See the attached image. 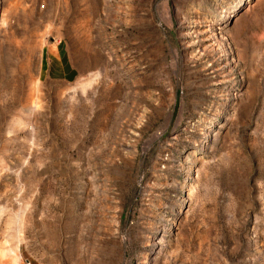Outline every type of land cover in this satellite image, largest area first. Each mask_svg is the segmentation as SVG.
<instances>
[{"label":"rangeland","instance_id":"374dc122","mask_svg":"<svg viewBox=\"0 0 264 264\" xmlns=\"http://www.w3.org/2000/svg\"><path fill=\"white\" fill-rule=\"evenodd\" d=\"M0 209V264H264V0H0Z\"/></svg>","mask_w":264,"mask_h":264},{"label":"bare ground","instance_id":"6f19581e","mask_svg":"<svg viewBox=\"0 0 264 264\" xmlns=\"http://www.w3.org/2000/svg\"><path fill=\"white\" fill-rule=\"evenodd\" d=\"M241 7V6H240ZM235 11V10H234ZM228 20V19H227ZM88 83V81L86 82V83H84L85 85ZM83 84V85H84ZM27 111H28V113L30 114V115H32V114H34V112H35V107H33V106H29L28 108H27ZM8 136V135H7ZM11 207V206H10ZM2 214H6V215H8V217H7V219H6V222H5V225H9L10 223H11V216H13V209H0V218H1V216H2ZM16 218V217H15ZM14 253V252H13Z\"/></svg>","mask_w":264,"mask_h":264},{"label":"crops","instance_id":"0c3cea01","mask_svg":"<svg viewBox=\"0 0 264 264\" xmlns=\"http://www.w3.org/2000/svg\"><path fill=\"white\" fill-rule=\"evenodd\" d=\"M56 54H54L52 57L54 58V57H57V56H55ZM58 59H59V57H58Z\"/></svg>","mask_w":264,"mask_h":264}]
</instances>
